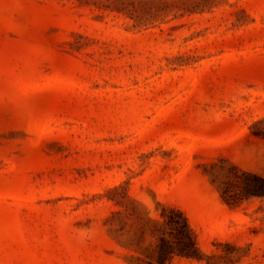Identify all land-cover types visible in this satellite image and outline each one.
I'll return each instance as SVG.
<instances>
[{"label":"rangeland","instance_id":"rangeland-1","mask_svg":"<svg viewBox=\"0 0 264 264\" xmlns=\"http://www.w3.org/2000/svg\"><path fill=\"white\" fill-rule=\"evenodd\" d=\"M264 264V0H0V264Z\"/></svg>","mask_w":264,"mask_h":264},{"label":"trees","instance_id":"trees-1","mask_svg":"<svg viewBox=\"0 0 264 264\" xmlns=\"http://www.w3.org/2000/svg\"><path fill=\"white\" fill-rule=\"evenodd\" d=\"M163 228L158 230L159 237L155 247L160 264L176 255L198 257L200 247L187 215L178 207L163 205Z\"/></svg>","mask_w":264,"mask_h":264}]
</instances>
